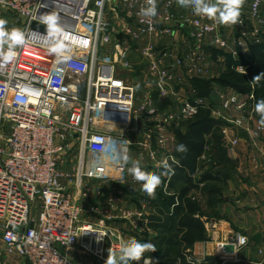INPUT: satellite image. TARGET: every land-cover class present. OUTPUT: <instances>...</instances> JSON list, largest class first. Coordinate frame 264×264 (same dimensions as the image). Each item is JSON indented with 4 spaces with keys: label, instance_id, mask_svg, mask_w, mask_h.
Masks as SVG:
<instances>
[{
    "label": "built area",
    "instance_id": "2783aa9c",
    "mask_svg": "<svg viewBox=\"0 0 264 264\" xmlns=\"http://www.w3.org/2000/svg\"><path fill=\"white\" fill-rule=\"evenodd\" d=\"M143 6L145 0H0L1 8L23 20L22 30L26 33L15 61L0 65L3 255L23 258L29 264H80L69 253L78 250L106 264L111 248L119 257L121 235L104 221L82 218V202L102 194L101 186L88 180L104 177L106 163L101 153L107 152L109 141L104 125H128L135 110L136 86L118 76L119 59L138 53L147 62L148 73L156 78L160 96L176 97L175 83L209 74V39L210 45L227 51L235 60L241 55L248 58L250 42L263 41L264 0H245L234 25H220L196 16L176 0H157L156 17L142 22L138 12ZM53 11L64 29L63 41L69 49L65 58L50 53V42L43 36L46 31L33 27L41 15ZM120 11L125 18L118 22ZM181 34L188 44L184 50L175 41ZM122 35L127 39H121ZM166 38L171 41L165 42ZM112 44L113 55L102 56L103 46ZM234 65L246 73L243 63ZM18 97L24 102L20 103ZM219 97L223 110L239 113L235 118H222L236 127H245L257 102L254 86L245 97L224 92H219ZM207 100L198 96L183 99L180 115L192 119L205 108ZM142 108L149 118L156 119L154 129L164 143L169 136L163 133L152 100L147 98ZM165 119L175 120L174 114L166 113ZM257 128L264 130L263 125ZM237 143L232 141V145ZM149 154L158 161L159 150H150ZM165 159L173 170L180 165L174 154H165L158 164ZM108 200L117 203L120 198L111 194ZM37 201L38 214L34 216ZM119 213L137 220L145 215H134L130 209H119ZM233 243L236 261L238 252L248 246L249 237L239 234ZM188 259L191 264L205 261L191 256ZM84 264L94 263L86 260Z\"/></svg>",
    "mask_w": 264,
    "mask_h": 264
},
{
    "label": "crops",
    "instance_id": "0c3cea01",
    "mask_svg": "<svg viewBox=\"0 0 264 264\" xmlns=\"http://www.w3.org/2000/svg\"><path fill=\"white\" fill-rule=\"evenodd\" d=\"M120 12L121 17L118 18V22L123 21L125 18L124 12ZM114 18L116 17L113 16V19ZM229 30L230 28H227V31ZM170 41V38H166L165 40V42L168 43ZM175 41L176 45L179 46L181 50L187 49L188 44L183 40L182 34L178 36ZM210 41L209 39V44ZM209 49L210 47L207 46L206 50ZM215 74L211 76L209 72L208 75L210 76L208 79L219 76ZM196 79L197 78H189L186 79L187 81L179 83L175 89L176 93L180 94L179 92H181V90L184 89L183 86L186 85V87L189 88L190 99L198 96L197 88L194 84V80ZM226 87L229 88L230 86H224V88ZM211 88L214 89L215 86L213 85ZM226 91L228 93L242 94L243 97L251 92L240 93L232 87ZM237 115H239V113H237ZM225 121L226 123L222 125L223 139L228 144L227 155L234 161L235 165L232 170H225V172L231 174L230 177L227 178L226 181H222L218 184L220 195L219 201L216 203L215 207L210 208L209 205L208 207L205 205L207 211L201 217L204 221L208 238L204 241L195 242L193 247L186 254V260L189 262L188 258L191 256L197 259H205L201 264H211L212 261H210V258H218L220 262L216 264H223L224 262H229L230 264H264V130L259 131L257 128L258 125L264 126V124L260 123V118L255 115V111L251 120H249L243 128L236 127L227 120ZM240 131H242V135H239ZM233 140H237L238 143L232 145ZM172 153L179 159L175 151ZM159 154L160 159L165 155L161 151H159ZM206 156L207 155H204L201 160ZM147 157H150L149 151ZM145 162L147 166L142 167L145 171L155 174H160L164 171L163 167L159 166V164L151 163V161L148 160ZM207 166L206 162L204 166L199 165L196 174L193 175L194 178L200 176ZM176 167L177 165L174 167L175 172ZM126 173L127 172H125V174ZM173 176L174 175L170 177L168 187H166L168 176H162V189L163 191L165 190V193L168 192L169 194H173L176 190L172 187L169 188ZM121 180L122 179L119 181ZM89 182L97 185L96 180H88V183ZM180 184L181 182L177 184V186H180ZM207 184V181L199 183L197 188L191 190L190 197L195 200H207V204H209L208 202L211 196L208 191L209 188L205 189ZM137 187L141 189V185H137ZM71 188H73L74 191L75 187L73 184H71ZM136 194L140 196L139 199L132 200H138V202L140 200V207H136L135 202L131 204V207H128L137 213L143 212L145 215L143 219H138L141 221L142 230L137 232L134 237L140 242L153 244L154 238L158 235V232L150 227L149 219L156 208L150 205L151 202L149 200L160 199L157 196V192L155 193V198L149 197L142 189L140 193L138 192ZM95 197L96 195H92L89 200H95ZM98 197L104 198L103 195H99ZM239 234L248 236L249 244L238 252V260L234 261V252H227L225 246L228 244L234 245L235 247L233 238ZM258 234L259 239H253V237ZM2 249L3 246L1 242L0 257L4 262L3 264H29V262L23 258L3 255ZM69 253L80 264H84V262L89 259H92L94 264H105L98 259L89 258L78 250L69 251ZM147 257L151 259V264H156L155 258L151 256ZM133 263L135 262H132V264ZM138 264H143V260L138 262ZM175 264H182L181 260H177Z\"/></svg>",
    "mask_w": 264,
    "mask_h": 264
},
{
    "label": "rangeland",
    "instance_id": "374dc122",
    "mask_svg": "<svg viewBox=\"0 0 264 264\" xmlns=\"http://www.w3.org/2000/svg\"><path fill=\"white\" fill-rule=\"evenodd\" d=\"M0 18H4L8 21L6 27L9 29L12 27L23 29V20L15 18L14 15L8 11H5L1 7ZM121 39L125 40L127 38L125 35H122ZM211 42L212 41H210V44ZM210 44H208L210 49L206 51V55L208 56L207 69L211 76H214L213 74L215 73V75H220L221 72L227 67L228 55L231 54L225 50L217 49L214 45ZM253 44L254 43L252 42L249 43V48L246 52L248 58H251L252 56L251 53ZM114 52L115 45L112 44L103 46L101 53L102 56L111 57ZM238 61L239 63L242 62L240 61V58ZM147 66V62L136 52L128 56V58H124L123 60L119 59L117 61L118 76L124 78L129 83L136 86L137 100L135 102V110L132 120L128 125H104L108 129L107 132L109 136L107 152L101 153V159L104 163H106V170L104 172V177L102 179L96 180L97 185H100L102 188L101 195H103L104 198L98 197L99 195H96L95 200H85L82 202L85 206L82 217L83 220L94 222L104 221L106 225L112 227L121 235L123 242L128 240L130 237H134L137 232L142 230V228H140L142 227L140 224L141 221L137 220L136 217L126 219L123 218L119 213V209H129L128 206L131 207V204L134 202L136 207H140L141 204L140 200L139 202L138 200H132L139 199L140 196L136 193H140L141 191L140 187H137V185H141V182L135 181L128 173L127 169L131 167V164H125L124 157L128 156L131 159L140 160L141 167L147 166L145 162L147 160L154 164H158L159 161L162 162V158L160 159V157L158 158L157 162L152 160L150 157L148 158V151L159 150L163 154H173L172 152H174L177 148V139L175 135L176 130L180 128L184 122L188 121L182 115H180V106L183 99L189 98V88L184 85V89H182L181 92H179L180 94H177L176 97L171 96L165 98L160 96L156 88V78L148 73ZM210 75H200L197 77V79L208 80ZM178 84L179 83H175V89ZM213 85L215 88H211L212 90H210V94L207 96H200V90L197 89L198 97H206L208 99L206 101L205 108L202 109L210 110V115L216 120L225 121V119L222 118L223 115L230 118L237 117V111H226L221 107L219 92H224L227 94L228 92L226 90H229L230 87L224 88V86L218 83H213L212 86ZM147 98H150L154 106L157 108L158 114L160 116L156 118L162 121L163 133L169 136V139L165 140L164 143H161L160 138H158V132L154 129L153 121L156 119L154 117L149 118L145 112V109L142 108L143 103ZM214 111L216 113H214ZM166 113L174 114L175 120H166ZM255 115L260 118L256 112ZM148 135H150V137ZM239 135H242V131L239 132ZM223 142V147H225L227 150L228 144L224 141V139ZM208 160V156L202 159L201 166ZM159 166H162V164H159ZM125 172L127 173L125 174ZM120 179L122 180L119 181ZM111 194L119 196L120 200L116 201L117 203H112L110 200H108ZM200 201L202 210L206 212L207 210L205 205H207V207L209 205L207 204V200ZM38 203L39 202L37 201L33 207L32 214L34 216L38 214ZM133 213L134 215H137L136 211H133ZM1 240L2 237L0 236V246ZM89 260L93 261L92 259ZM133 264H136V262Z\"/></svg>",
    "mask_w": 264,
    "mask_h": 264
},
{
    "label": "trees",
    "instance_id": "16d2710c",
    "mask_svg": "<svg viewBox=\"0 0 264 264\" xmlns=\"http://www.w3.org/2000/svg\"><path fill=\"white\" fill-rule=\"evenodd\" d=\"M261 43L252 45L251 58L241 55L240 61L247 66L246 73L239 72L234 67L235 60L228 55L226 69L217 77L208 80H194L200 96H207L213 83L230 86L240 93H248L255 88L256 101L264 98V35ZM261 75L258 82L253 83L254 77ZM226 122L216 120L210 115V110L201 109L192 119L183 123L176 130L177 146L183 144L187 147L184 153L175 150L180 165L172 178L169 188H175L173 194L163 191V182L156 189L160 200H149L150 205L156 208L150 216L149 225L158 232L153 244L155 252H146L145 256L156 259V264H175L181 260L182 264H191L186 260V254L197 241L208 238L202 215L204 211L201 201L190 197L192 189L199 183L208 182L205 186L210 193L209 207H215L219 201V183L226 181L231 174L226 169H233L234 161L228 157L223 147L222 125ZM177 149V148H176ZM209 149V150H208ZM207 155L209 161L207 168L194 178L196 170L201 165V158ZM205 163V162H204ZM204 163L202 166H204ZM180 186H177V184ZM211 264L220 262L218 258H210Z\"/></svg>",
    "mask_w": 264,
    "mask_h": 264
},
{
    "label": "clouds",
    "instance_id": "9594fccd",
    "mask_svg": "<svg viewBox=\"0 0 264 264\" xmlns=\"http://www.w3.org/2000/svg\"><path fill=\"white\" fill-rule=\"evenodd\" d=\"M146 6L140 8L138 15L142 22L157 15V0H145ZM245 0H176V3L185 8H191L193 14L212 20L220 25H234L238 22L241 15V8ZM46 26V35H43L46 41L50 42L49 52L57 57L65 58V53L69 50L63 41L64 29L60 24L59 16L53 11L41 15L40 22ZM8 21L0 18V65H6L15 61L17 57V48L23 46L26 39L24 30L18 27H6ZM264 75V74H261ZM261 75L254 77L253 83L260 80ZM20 103L24 101L18 97ZM255 112L260 116V123L264 124V98L257 100L254 106ZM130 142V141H129ZM178 152L184 153L187 147L183 144L177 146ZM125 164L130 163L131 167L127 169L128 173L137 182H141V189L149 197L155 198L156 189L162 183V176L174 174L172 165L168 160L163 161L164 171L155 174L142 169L141 162L138 159L124 157ZM175 162V160L173 161ZM156 246L152 243L140 242L135 237H130L124 241L119 249V257L109 249V255L106 264H132L140 262L151 264V259L145 256L146 252H155Z\"/></svg>",
    "mask_w": 264,
    "mask_h": 264
},
{
    "label": "water",
    "instance_id": "95a60500",
    "mask_svg": "<svg viewBox=\"0 0 264 264\" xmlns=\"http://www.w3.org/2000/svg\"><path fill=\"white\" fill-rule=\"evenodd\" d=\"M33 27L34 28H38V29H41V30H45L46 31V27H44V26H41L39 23H37V22H35L34 24H33ZM253 239H259V234L258 235H255L254 237H253ZM225 250L227 251V252H235V247H234V245H228V244H226V246H225Z\"/></svg>",
    "mask_w": 264,
    "mask_h": 264
}]
</instances>
